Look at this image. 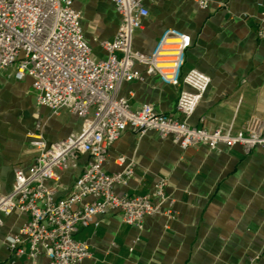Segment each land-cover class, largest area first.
<instances>
[{"label":"crops","instance_id":"1","mask_svg":"<svg viewBox=\"0 0 264 264\" xmlns=\"http://www.w3.org/2000/svg\"><path fill=\"white\" fill-rule=\"evenodd\" d=\"M145 4L150 14L134 32L133 48L151 53L166 29L181 30L193 41L183 76L197 69L211 78L188 119L191 126L239 131L252 119L264 122V37L259 36L264 0H210L206 10L195 0ZM75 8L93 55L107 58L100 44L115 38L121 21L111 0H76ZM183 88L150 76L124 83L119 94L133 109L151 105L158 113L185 121L177 110ZM83 122L68 109L55 114L39 105L31 77L19 81L15 68L0 71V192H11L15 169L33 165L36 151L30 134L38 124L43 138L54 143L80 133ZM90 161L89 155H81L62 173L59 198L70 194ZM130 163L134 173L126 185L115 187L116 193L149 194L160 178H166L174 217L164 214L167 205L161 214L146 217L141 227L125 224L117 212L96 217L98 227H83L75 236L93 253L82 264H250L253 259L264 264V149L248 154L241 146L182 150L155 131L139 137L129 128L109 148L104 169L118 173ZM28 220L27 214L0 216V264L32 263L27 254L16 255L9 243ZM47 262L45 256L36 260Z\"/></svg>","mask_w":264,"mask_h":264},{"label":"built area","instance_id":"2","mask_svg":"<svg viewBox=\"0 0 264 264\" xmlns=\"http://www.w3.org/2000/svg\"><path fill=\"white\" fill-rule=\"evenodd\" d=\"M146 1L111 0L121 21L115 38L100 44L107 58L98 59L86 40L76 0H0V71L15 68L19 81L31 77L39 105L55 114L68 109L84 121L80 133L54 143L43 138L38 124L30 134V145L36 151L33 165L15 169L11 192H0V216H29L9 243L16 255L27 254L31 264L40 256L48 259L45 264H82L92 258L89 245L75 236L83 227H98L95 218L101 215L117 212L125 224L141 227L146 217L161 214L167 205L164 214L174 217L166 178H160L149 194L116 193L115 187L126 185L132 177L134 163L113 174L107 173L104 165L109 148L129 128L139 137L155 131L182 150L241 146L248 154L264 149V122L260 119H252L239 131H210L188 123L211 78L197 69L183 76L186 53L193 41L181 30L166 29L151 53L133 48L134 32L150 14ZM195 1L202 10L210 4V0ZM259 36L264 37V28ZM150 76H158L166 85L185 87L177 104L185 121L158 113L151 105L133 109L129 99L119 94L124 83ZM81 155H89L91 161L70 194L59 198L62 173ZM118 161L124 165L123 158ZM49 181L54 185L49 186Z\"/></svg>","mask_w":264,"mask_h":264}]
</instances>
